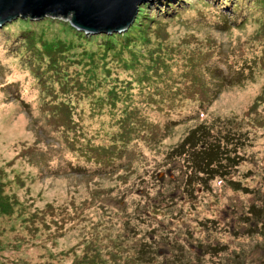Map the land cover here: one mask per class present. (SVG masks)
Listing matches in <instances>:
<instances>
[{"label":"rangeland","instance_id":"rangeland-1","mask_svg":"<svg viewBox=\"0 0 264 264\" xmlns=\"http://www.w3.org/2000/svg\"><path fill=\"white\" fill-rule=\"evenodd\" d=\"M213 1L157 0L138 6L137 25L119 31L107 51L105 38L96 36L104 33L73 36L65 27L69 21L60 18H17L0 27V172L6 175V191L21 203L27 200V211L42 214L48 204L63 210L56 227L50 224L48 231L33 235L22 217H0V264H74L93 246L108 264L112 255L122 258L111 264H129L122 251L140 242L162 263L191 252L197 264H264V224L246 219L250 206L264 203V103L250 114L258 133L240 151L246 160L234 177L253 194L223 190L216 196L215 179L191 198L195 184H186L181 160L165 158L201 123L218 132L245 130L246 113L264 91V63L256 64L264 60V0H229L227 6L225 0ZM199 2L220 4L226 18L232 5L239 6L245 23L230 22L225 29L192 26L193 19L213 12L198 10ZM175 10L184 12L182 17ZM131 43L135 47L125 53L122 47ZM239 53L243 62L236 60ZM228 55L236 61L233 66ZM21 63L38 70L43 85ZM209 68L221 82L207 85L218 93L202 121L189 98L194 81L214 77ZM130 112L147 127H169L154 150H144L147 165L131 159L101 164L67 149L72 136L84 151L96 149L102 139L104 150L119 143ZM75 126L80 129L66 131ZM128 133L124 139L131 137ZM254 229L257 234L248 238ZM215 245L224 249L220 259L211 251Z\"/></svg>","mask_w":264,"mask_h":264},{"label":"trees","instance_id":"trees-1","mask_svg":"<svg viewBox=\"0 0 264 264\" xmlns=\"http://www.w3.org/2000/svg\"><path fill=\"white\" fill-rule=\"evenodd\" d=\"M157 1V0H153ZM160 2V0H159ZM214 1L212 0V3ZM223 2V6H227L231 4L229 0L221 1ZM220 2V3H221ZM236 2L245 3V0H236ZM151 3V2H150ZM143 4L142 6L146 5ZM198 10H209L213 11L211 14L207 15L206 18H199L198 21L193 19L194 24L192 26L196 27H211L215 29V26L222 27L223 29L227 28L228 24L230 22H234L239 25L244 24V16L243 14L238 15L240 7L238 6V9L232 5L230 11L231 16L226 18V16L221 12L222 8L220 4L215 5H209L204 4L203 2H199ZM249 5V4H248ZM144 7H141L139 9V14L142 12V9ZM251 8V7H248ZM253 8V7H252ZM179 10H175V13ZM256 11V10H254ZM253 11V12H254ZM189 12V11H188ZM187 12V13H188ZM250 14H247V19H250ZM179 14L182 17V14L184 12L179 11ZM201 17V15H200ZM185 16H183V19ZM182 19V20H183ZM232 19H235L232 21ZM240 20V21H239ZM22 24L23 21H19ZM243 22V23H242ZM66 25V24H65ZM137 25V18L135 21L131 23V27L129 29L134 28ZM20 26V25H19ZM68 29V32L72 34L73 36L75 33L77 34V37H79V34H81L79 31H76L73 29L70 25L65 26ZM20 28V27H18ZM25 28V26H24ZM127 28V29H128ZM125 31V30H124ZM15 32H21L19 29ZM24 32V31H23ZM79 32V33H78ZM27 35H29L30 32H26ZM123 32H114V33H104L99 34L103 36L96 35L98 37H104L105 42L108 43V45L105 47L106 51L108 50V46L113 45V38ZM110 35V36H108ZM25 36V35H24ZM27 38V37H25ZM141 42V37L138 36L137 38ZM33 43V42H32ZM137 43V41H135ZM134 44H130L128 46L122 47L124 49L125 53H131V50L135 47ZM30 45V43H29ZM27 48V46H23ZM112 47V46H111ZM127 47V48H126ZM145 49V48H144ZM143 49V50H144ZM239 51L243 52V47H239ZM18 53H22L23 49L20 48ZM142 59L144 57L140 55ZM236 60L243 62L244 58L239 53L236 56ZM21 61V59H20ZM262 65L264 63V60H256V64ZM234 57L232 55L227 56V63L229 66H233ZM23 64V63H21ZM24 65V64H23ZM24 67L33 75L34 79H36L37 84L40 85L44 81L40 75L39 71L35 70L33 66H25ZM211 70V71H210ZM153 73L157 74L158 69H151ZM208 72L212 73V76L214 77H208L205 81V78L199 79V81L193 82V97L189 98L190 101H194L197 103V108L195 110H192V112H195V114L198 115L199 119H202L205 116V112L207 110V107L211 104V101L215 100L216 94L218 93L217 90L210 89L207 85H210L211 83H220L221 79L220 77H215L213 68L207 69ZM158 75V74H157ZM169 82V79L163 80L162 82ZM158 82V81H157ZM222 82H225V80H222ZM43 85V84H42ZM152 86L156 87V82L151 83ZM167 85H165L164 88H166ZM188 98V97H187ZM259 103H264V91H262L256 98L254 99L253 104L249 107L246 116H247V125H245V130H237L234 129L233 131L230 130H223V131H215L211 127H205L201 123L199 127H197L195 130L191 131L183 140L182 142L174 148L170 154H168L165 158L166 160H169V158H179L181 160L182 169L184 170L185 174H188L186 179V184L192 185L193 190L191 191V198L193 196H197V192L202 189L203 185H206L208 182H212L215 180L214 188L215 192L214 194L217 196L218 194L223 190H229L232 193H242L244 195L253 194L251 192L252 190L250 187L244 186L240 181L234 180L235 173L239 167V165H242L245 162L244 155L241 154L240 151H242L247 144H252L254 141V135L257 132V125H255V119H249L250 114L254 112L256 107H258ZM122 115H126V111L122 112ZM133 112H130L129 115H127L125 119L130 121L129 128H126L132 135L128 139H124L126 134H129L128 131L124 130V128H121V135L123 136V139L119 141V143H112L108 146L107 150L103 149L102 141L99 143V146L96 149H91V147H88L86 151L83 149H79V147L76 146L77 142H80L78 137L72 136L74 139L71 141L70 138L69 141L65 143L67 149L70 152L73 153H79L82 154L86 161H89L91 159H95L96 161H99L101 164L104 162L103 160H111L112 162L114 160H122L125 159V164L130 161H136V164L141 165H147L148 163V157L144 153V150H154L160 142L163 141L165 135L169 132V127H154L142 124V121L136 118ZM138 117V116H137ZM120 122L121 119L119 120ZM259 128V127H258ZM77 129H80V127H71L67 128L66 131L69 132L75 131ZM38 148V146L36 147ZM28 153V156L31 157V150ZM248 158L252 157L253 155L250 153L247 155ZM263 168H264V159L262 161ZM124 165V164H123ZM122 166V165H121ZM140 176V175H139ZM141 177V176H140ZM139 178V177H137ZM6 175L2 174L0 172V217H5V219H11L13 216H17L18 218H23L24 222L22 224L25 225L26 229L28 230L29 234L33 235L37 232H40V229L44 232L48 231L49 225L52 224L56 227V223L58 220H62L63 217L60 216V214L63 213V210L59 207H54L51 204H48L45 206L43 213L41 214L40 211H27L26 209L31 207V204L26 200L23 203L19 202L14 195H10L6 191V183H5ZM188 180V181H187ZM26 194L29 193L28 188H24ZM96 189L92 190L95 191ZM93 195V194H92ZM264 199V198H263ZM29 203V204H28ZM57 211V214H56ZM59 217V219H55V217ZM264 203L258 201V206L252 205L247 210V216L246 219L249 221L253 218H255L258 224H260V227L262 224H264ZM24 216V217H23ZM173 221V219H171ZM9 230L12 232L15 230L13 226L10 225ZM256 232V233H255ZM257 229H254L253 231L248 232L247 237L250 238L253 233L255 235L257 234ZM264 232V229H263ZM4 233V228L0 230V236ZM132 236L135 234L133 232L130 233ZM174 240L176 243H179V237L176 233H174ZM189 239L188 237H186ZM88 245V243H87ZM91 245V244H89ZM93 245V244H92ZM87 247V246H86ZM149 245L144 242H140L135 248L130 247L129 245L125 246V249L122 251L123 259H126V261L134 264H161L157 260V256L155 255V252L149 253L148 252ZM1 249V248H0ZM90 253H83V255L74 262V264H108L106 262V257L103 258L101 254H99V250L96 248V246H93ZM211 251H213L216 254L215 259H220L222 251L224 249L219 250V248L215 245L211 247ZM110 252V250L108 251ZM181 255H175L171 257V260L168 262H164L162 264H197L196 255L191 256L189 253H183L179 252ZM110 254V253H107ZM122 257H117L116 255L110 256V264L116 262L118 259H121ZM130 258V259H129ZM125 261V260H124ZM220 262V261H219ZM233 263H235L233 261Z\"/></svg>","mask_w":264,"mask_h":264},{"label":"water","instance_id":"water-1","mask_svg":"<svg viewBox=\"0 0 264 264\" xmlns=\"http://www.w3.org/2000/svg\"><path fill=\"white\" fill-rule=\"evenodd\" d=\"M153 0H0V27L20 19L69 21L78 31L114 33L133 22L137 7Z\"/></svg>","mask_w":264,"mask_h":264}]
</instances>
